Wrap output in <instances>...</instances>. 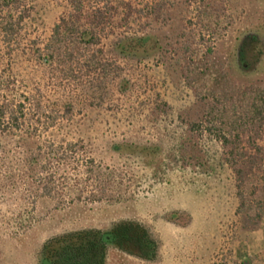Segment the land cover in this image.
<instances>
[{"label":"rangeland","instance_id":"1","mask_svg":"<svg viewBox=\"0 0 264 264\" xmlns=\"http://www.w3.org/2000/svg\"><path fill=\"white\" fill-rule=\"evenodd\" d=\"M98 16L88 48L79 33ZM134 35L154 50L120 54ZM260 92L264 0L0 1V103L39 105L25 102L20 131L0 125V264H37L46 239L121 219L150 230L158 257L108 247L106 264H264V117L239 139L230 125ZM206 119L227 124L226 146L190 128ZM67 141L82 163L47 196L48 146Z\"/></svg>","mask_w":264,"mask_h":264},{"label":"trees","instance_id":"2","mask_svg":"<svg viewBox=\"0 0 264 264\" xmlns=\"http://www.w3.org/2000/svg\"><path fill=\"white\" fill-rule=\"evenodd\" d=\"M8 6L10 1L18 0H0ZM23 20L22 13L19 14L18 21L15 24H19ZM94 25L89 29H84L79 33L82 40L86 37V46L89 48L90 45L96 44L99 39V34L95 26L98 25L99 16L93 20ZM92 21V22H93ZM65 28V22L62 21L57 24L53 33L56 38V42L60 43L62 29ZM6 33L12 30V23L6 21L3 27ZM61 46V45H60ZM57 47L60 50L61 47ZM155 46L151 43L150 37L147 35L140 36H129L123 37L118 43V52L127 56H138L145 55L154 50ZM67 50V49H66ZM68 56L72 57L73 53L65 52ZM92 55L87 56V60L91 61ZM53 54L48 55L47 60H53ZM26 103L30 108L37 111L38 104L30 102L29 99ZM25 102L17 103L16 105L8 103H0V125L3 128L13 129L20 131L25 124H29L33 119L27 117L25 113ZM264 117V92L256 94L253 100L250 102L247 109L246 117H237L232 120L231 128H234V138L239 139L242 134L240 132V126L243 123H260ZM40 122V119H38ZM54 121V120H53ZM220 121V120H219ZM206 123H191L190 128L195 132L211 134L216 138L223 146H226L229 139L226 137L230 131H225L227 124L222 123V126L214 125V122L210 119H206ZM53 124V123H52ZM204 124V125H203ZM237 125V126H236ZM83 151V146L78 142H52L47 149L46 155L48 156L51 166L49 167V173L47 177L46 186H44V194L51 196L57 187V177H62L65 180V172L67 171L68 165H71L74 161L75 166L80 161L73 157V153ZM231 154V153H230ZM236 164V162H235ZM238 174L237 184V197L240 200V205L243 203V195L241 193V178L240 169H234ZM257 221L261 215H256ZM186 219L187 216L184 214L172 213L167 217L169 221H180ZM116 248L130 256L136 257L145 261H155L158 257V242L150 232V230L137 220L133 219H121L115 221L107 229H96V228H85L74 231H67L61 234L54 235L46 239L37 254V264H106V253L107 248Z\"/></svg>","mask_w":264,"mask_h":264},{"label":"crops","instance_id":"3","mask_svg":"<svg viewBox=\"0 0 264 264\" xmlns=\"http://www.w3.org/2000/svg\"><path fill=\"white\" fill-rule=\"evenodd\" d=\"M261 240V239H260ZM259 244H261V241H260V243ZM264 244V241L262 242V245ZM261 250H264V247H263V249H261ZM257 253V252H256Z\"/></svg>","mask_w":264,"mask_h":264},{"label":"flooded vegetation","instance_id":"4","mask_svg":"<svg viewBox=\"0 0 264 264\" xmlns=\"http://www.w3.org/2000/svg\"><path fill=\"white\" fill-rule=\"evenodd\" d=\"M247 42V41H246Z\"/></svg>","mask_w":264,"mask_h":264}]
</instances>
